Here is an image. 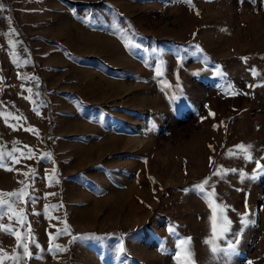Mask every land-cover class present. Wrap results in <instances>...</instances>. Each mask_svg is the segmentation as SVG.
<instances>
[{
	"label": "rangeland",
	"instance_id": "374dc122",
	"mask_svg": "<svg viewBox=\"0 0 264 264\" xmlns=\"http://www.w3.org/2000/svg\"><path fill=\"white\" fill-rule=\"evenodd\" d=\"M0 5V193L27 192L10 226L33 253L19 264H264V0ZM0 249L23 256L3 231Z\"/></svg>",
	"mask_w": 264,
	"mask_h": 264
},
{
	"label": "snow or ice",
	"instance_id": "6c2138e0",
	"mask_svg": "<svg viewBox=\"0 0 264 264\" xmlns=\"http://www.w3.org/2000/svg\"><path fill=\"white\" fill-rule=\"evenodd\" d=\"M186 2L190 3V0H186ZM0 10H3V5H0ZM17 119H19V118H17ZM250 148H251V146H247V147H245L243 145L238 146V149L245 154V158L249 159V160L252 159V157L250 155H248V151H249ZM21 155L25 156V158H31V153L30 152L27 153V154L22 153ZM2 160H3V157L0 156V167H5V165L2 163ZM13 162L14 163H18V160L14 159ZM7 170H11V169H7ZM54 171L55 170L53 169V172ZM254 171H256V172H264V166H261L259 161H257L256 162V169ZM24 175L27 176L28 174L25 173ZM204 183H207V181H205ZM27 187H28V185L24 186L25 189ZM197 187L199 188L200 191H203V185H198ZM26 195H27V192L24 189H22L19 192L0 193V208H6L7 209V214L9 216V226H4V225L0 224V231H3V232H5V233H7L9 235H13L15 237L16 241H17V247L21 248L22 251H23V256L22 257L16 256V255L7 256L5 253H3V250L0 249V264H4V260L5 259H11V260L17 261V264H19L20 260H22V259H31L33 257V253L29 251L28 243L24 242V237H22V235L18 231H13L11 226H10L13 217H15L17 223H19L21 225L23 224V211L20 210V212H17L16 209L13 207V202H10V198L17 197L20 202H25L24 201V197ZM220 211H221V214H222L223 213V209H221ZM246 217H247V212L244 214V216H242L240 218L242 225H245V224H247L249 222ZM2 218H3V216L0 215V219H2ZM221 218H222V222L219 225V231H218L217 223H215V222L213 223V236L216 237V238H219L224 233H226L227 230H228V227L230 225V222L227 221L226 217L222 216ZM64 232L67 233V226H65ZM58 235H59V233H58ZM54 238L55 237H53L51 235L49 236L50 250H51V247H52L51 242H52V240ZM28 239L30 240L31 243H35L34 239L31 238L30 234L28 236ZM238 242L239 241L237 240L235 243H238ZM185 243H186V241H181V244H185ZM122 250L123 249H121V251ZM228 250L234 251L235 250L234 244H228ZM57 251H64V249L57 248ZM211 251L215 255L218 251H224V250L223 249H218L216 246H212L211 247ZM184 255H185V259L183 261H180L178 259V264H191L190 253L185 252ZM37 258H39V257H37Z\"/></svg>",
	"mask_w": 264,
	"mask_h": 264
}]
</instances>
